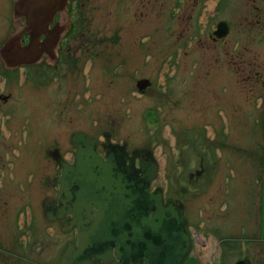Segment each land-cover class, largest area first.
I'll return each mask as SVG.
<instances>
[{
	"label": "flooded vegetation",
	"instance_id": "1",
	"mask_svg": "<svg viewBox=\"0 0 264 264\" xmlns=\"http://www.w3.org/2000/svg\"><path fill=\"white\" fill-rule=\"evenodd\" d=\"M170 3L171 0H68L62 14L57 11L50 22V27L62 26L61 34L52 37L50 44L46 47L42 46L43 41L47 39L43 32L39 36L41 43L37 47L38 51L36 54H26L25 62L17 64L16 59L11 58L9 66H5L0 56L2 71L7 74L4 75L2 83L0 82V112L4 113L0 118V155H4L7 161H11L9 163L12 168L10 179H15L21 176L25 168V163L21 160L27 155L29 142L40 141L42 138L48 140V137L56 134L59 137H68L63 143L67 147L64 148L57 143L46 149V154L48 153L53 162L47 167H50V170L53 169L55 174L46 176L41 185L38 179L34 183L38 189V195L33 201L35 206L28 212L31 218H34L36 214H44L45 221L57 226L55 230L59 231L61 228L63 233L73 235L66 244L69 242L77 244L76 227L70 225L68 221L66 224L63 223V219L72 218V213L58 203L60 197L58 178L62 173V165L57 157H62L69 164L74 162L77 148L72 142L73 135L83 133L93 137L96 140L97 152L104 158L110 144H125L130 155L135 148H149L158 163L157 175L151 181L150 189L161 187L164 201L173 199L180 202L189 229L190 247L180 264H264V196L261 181L264 165L262 160H258L253 165L251 155L247 159L241 152L234 153L230 156L232 163L226 164L229 169L224 166V170L221 171L222 167L215 164L211 171H207L204 157L200 156L198 167L187 173L188 180L181 188L182 196H170L167 191L165 192L163 185L157 181L161 163L155 150L149 145L133 146L128 138L117 137V128L123 125L125 115L121 113L117 116L115 112L116 114L123 112L122 107L119 110L117 106H114V113H111L109 107L114 104L108 105L106 102L98 101L97 104L91 103L93 85L94 89H97L107 62H104L102 58L104 53L99 51L101 47L99 48L98 45L105 44V40L109 37L107 33L105 36L92 35L93 31L90 30L89 22L94 25L93 22L97 21L100 24L104 23L103 26H105L115 18V26L121 27L117 29L114 26L116 31L109 38L119 43L115 51L116 72L119 77L116 86L119 90L134 91L136 97L159 87L166 91L168 86L164 88L163 83L160 82L156 85L154 75H162L164 82L172 76L170 74L172 42L168 38L152 36L151 33H155L157 5L160 7L159 10L166 9L170 13ZM22 20L24 17L16 22L12 13V31L15 29V22L20 27L23 26ZM236 21L238 24L243 23L244 43H242L243 50L238 51V58H236V52H230L232 70L237 69L236 59L239 60V64H243L244 61L243 70L247 76L243 77L246 84L242 90L247 92L246 96L249 93V98H256L262 94L264 101V0H244L241 14L236 16V20L233 18L227 23L226 34L233 32L236 34ZM77 23L90 25L87 27L88 35L81 30L78 35L76 34ZM126 27L129 29L127 32ZM216 29L217 24L212 30L215 40L226 35L217 37L214 33ZM29 40V33H22L20 44L26 45ZM233 44L236 50L239 41ZM187 54L188 52H180L183 57ZM174 71L177 70L173 69ZM139 73L143 74L138 76ZM83 78L84 83H82ZM56 84L58 87L60 84V86L66 85L68 92L75 87L85 88V104L81 102V105L74 109L66 96L64 103L57 105L60 108L59 111L58 109L55 111L58 115H51L54 113V109L50 108L53 103L44 102L49 93H52L48 87ZM14 92H18L17 96ZM101 95L99 92L96 98L101 99ZM12 97L18 98L16 99L18 101L12 103ZM31 104H35L36 107H31ZM45 106L50 109L47 107L44 109ZM65 108L68 113L62 115ZM137 111V106L133 102L126 107V117L128 118L130 114L135 115ZM41 115L49 119L48 127L41 126ZM75 126L80 128L73 129ZM17 133L21 138L18 139V144L24 143V147L11 148L9 142L12 135ZM38 151L36 162L38 161L39 166L43 168L41 152ZM135 164L139 166L138 157L135 158ZM1 165L4 174V165ZM206 173L209 174L207 179H198ZM220 173L225 175L223 184H219ZM45 174H47L46 171ZM49 198L57 202L55 209L57 216L53 218H48L44 212L45 199L49 200ZM25 205L23 204L22 207ZM115 260L117 257L113 253L110 263ZM96 264H103V261L100 260Z\"/></svg>",
	"mask_w": 264,
	"mask_h": 264
},
{
	"label": "rangeland",
	"instance_id": "2",
	"mask_svg": "<svg viewBox=\"0 0 264 264\" xmlns=\"http://www.w3.org/2000/svg\"><path fill=\"white\" fill-rule=\"evenodd\" d=\"M13 3L14 0H0V47L12 32ZM243 4L244 0H171L170 13L166 9L159 10L157 5L155 33L152 32L151 35L168 38L172 42V76L164 82L162 75H154L156 85L160 82L164 88L167 85L168 89L164 91L159 87L139 97H136L134 91H121L116 86L119 77L116 72L115 51L119 43L109 39L116 31V19H111L105 26L97 21L93 22L94 25L89 22L92 35L105 36L107 33L109 37L105 44L98 45L101 47L99 51L104 53V62H107L97 89L93 85L91 103L97 104L98 101L114 104L109 107L111 113H114V106L119 110L122 107L123 112H115L117 116L121 113L125 115L123 125L117 128V137L128 138L133 146L149 145L155 150L161 163L157 181L170 196H182L181 188L188 180L187 173L198 167L200 156L204 157L207 171H211L215 164L220 165L223 171L226 164L232 163L231 154L240 152L247 159L251 155L253 165L258 160H262L264 165L263 97L261 94L256 98H249V93L246 96L247 92L242 90L246 84L243 77L247 76L243 70L244 61L239 64L236 59L235 71L230 63V52H236L238 58V51L243 50V23L235 22L236 34H226L216 40L212 32L219 21L228 23L233 18L236 20ZM90 25L77 23L76 34L81 30L88 35L87 27ZM126 29L127 32L129 29ZM237 41L239 46L235 50L233 43ZM180 52L188 54L183 57ZM173 69L177 71L173 72ZM142 74L139 73L138 76ZM4 75L7 74L0 65L1 83ZM82 81L84 83V78ZM60 85L48 87L52 93H49L44 102L53 103L50 108L54 109V113H51L54 116L58 115L55 111L60 110L57 105L64 103L66 96L74 109L81 102L85 104V88L75 87L68 92L66 85ZM99 92L102 94L101 99L96 98ZM17 93L14 92V95L17 96ZM16 99L18 98L12 97L11 102L18 101ZM133 102L138 111L127 118L126 107ZM31 107L36 105L31 104ZM66 108L62 115H67ZM1 115L4 113L0 112V118ZM47 120L46 116L41 115L42 127L48 125ZM78 128L80 126L73 127ZM18 139H21L20 134L12 135L9 142L11 148L24 147V143L18 144ZM47 139L28 143L27 155L21 160L25 163V168L21 176L15 179H10L11 161L0 155V264H58L60 256L70 243L66 244L67 240L73 237L71 233H63L61 228L59 231L55 230L57 226L45 221L44 214H36L34 218L29 214L38 195L34 183L39 180L41 185L46 176L55 174L53 169L47 167L53 162L46 154V149L57 143L67 147L63 144L68 139L66 136L59 137L56 134ZM38 150L43 159V168L36 162ZM10 159H13L12 155ZM1 164L4 165V174ZM208 175L203 174L198 179H207ZM219 179V184H223L224 173H220ZM261 181L264 196V171ZM23 196L25 197L22 198ZM23 204H26L25 207H22Z\"/></svg>",
	"mask_w": 264,
	"mask_h": 264
},
{
	"label": "water",
	"instance_id": "3",
	"mask_svg": "<svg viewBox=\"0 0 264 264\" xmlns=\"http://www.w3.org/2000/svg\"><path fill=\"white\" fill-rule=\"evenodd\" d=\"M67 1L14 0V20H24L22 27L15 22L0 47L5 66L11 58L18 64L26 54H36L41 33L47 37L44 47L61 34L62 26L50 27V22ZM24 32L30 35L26 45L20 44ZM214 33L224 36L227 22L219 21ZM72 142L77 148L74 162L57 157L62 165L58 203L72 213L63 223L76 227L78 243L68 244L58 264H180L190 247L189 229L180 202L164 201L161 187L150 189L158 169L151 149L135 148L130 155L125 144H110L104 158L93 137L77 133ZM56 203L45 199L48 218L57 216ZM113 253L117 260L110 263Z\"/></svg>",
	"mask_w": 264,
	"mask_h": 264
}]
</instances>
